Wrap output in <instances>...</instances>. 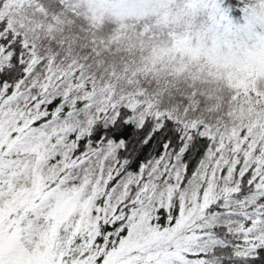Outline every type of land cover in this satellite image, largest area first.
<instances>
[{
	"label": "snow or ice",
	"instance_id": "snow-or-ice-1",
	"mask_svg": "<svg viewBox=\"0 0 264 264\" xmlns=\"http://www.w3.org/2000/svg\"><path fill=\"white\" fill-rule=\"evenodd\" d=\"M94 2L0 0V264H264V43Z\"/></svg>",
	"mask_w": 264,
	"mask_h": 264
},
{
	"label": "trees",
	"instance_id": "trees-1",
	"mask_svg": "<svg viewBox=\"0 0 264 264\" xmlns=\"http://www.w3.org/2000/svg\"><path fill=\"white\" fill-rule=\"evenodd\" d=\"M193 8L188 29L207 45L223 51L250 47L259 28L253 21V4L264 7V0H185ZM261 27H264L262 25Z\"/></svg>",
	"mask_w": 264,
	"mask_h": 264
},
{
	"label": "clouds",
	"instance_id": "clouds-1",
	"mask_svg": "<svg viewBox=\"0 0 264 264\" xmlns=\"http://www.w3.org/2000/svg\"><path fill=\"white\" fill-rule=\"evenodd\" d=\"M253 21L259 28L251 45L264 43V7L252 6ZM92 11L98 17L113 23L133 24L144 19H158L167 16L179 24L187 25L193 8L185 0H95Z\"/></svg>",
	"mask_w": 264,
	"mask_h": 264
}]
</instances>
